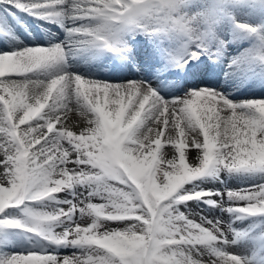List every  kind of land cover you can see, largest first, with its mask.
I'll list each match as a JSON object with an SVG mask.
<instances>
[{
	"label": "snow or ice",
	"instance_id": "obj_1",
	"mask_svg": "<svg viewBox=\"0 0 264 264\" xmlns=\"http://www.w3.org/2000/svg\"><path fill=\"white\" fill-rule=\"evenodd\" d=\"M229 2L242 0H218L194 13L185 11L190 0H0L66 32L61 43L0 51V229L46 242L37 250L0 249V264H243L227 250L238 237L231 224L203 215L197 221L179 206L203 201L229 214L264 215V183L185 188L206 176L223 183L221 173L264 174V99L234 103L207 88L165 99L147 81L62 73L65 44L126 57L131 46L121 32L135 26L158 37L160 75L175 67L195 77L204 71L202 56L215 61L227 46L215 25ZM89 20L99 23H78ZM36 72L52 76L14 79ZM69 111L81 120L66 122ZM164 143L175 150L170 159ZM192 148L198 151L190 161ZM77 186L89 191L77 193ZM65 191L75 202L57 200ZM12 209L25 219L12 217ZM62 248L76 251L62 255Z\"/></svg>",
	"mask_w": 264,
	"mask_h": 264
},
{
	"label": "rangeland",
	"instance_id": "obj_2",
	"mask_svg": "<svg viewBox=\"0 0 264 264\" xmlns=\"http://www.w3.org/2000/svg\"><path fill=\"white\" fill-rule=\"evenodd\" d=\"M206 2H209L210 7H211V6L215 5L216 3H218V0H203L202 2H198L194 5H193V3L190 2L188 7L186 8V10L189 13H193L191 9H194V7H196V9H198V11H203V10H205V8H207V6L205 4ZM244 2H246L248 4L247 6L252 7L253 9H256L259 7L260 8V11H259L260 17L256 21H258V23H261V21L264 22V0H257V1L256 0L255 1L243 0V3L235 4L233 6V8L232 7H227V8L229 10H232L230 13H233L236 9L241 8L242 5H245L246 3L244 4ZM201 4H202V6H201ZM224 5L227 6L226 3ZM224 9H225V7H220V11L218 13V22L215 25V32H216L217 36L219 37V39L223 40L226 35L234 34L238 38L243 39V37L248 32H246L245 30L241 32V28L236 27L235 23L236 24H245V25H248L250 27H254L253 23H252L253 20H247L246 21V20L241 19V18H238V19L235 18V20L237 22L233 21V23H231L232 21L230 22L226 19L227 13L223 12ZM226 20H227V22H226ZM262 37H264V36H261V37L256 36V38H254L255 40L253 42L248 41V44L244 42L243 43L244 45L241 46L239 49H237V53H239V56L237 58H235L234 61L231 62V66H229L230 62L226 64L228 66L227 70H228V72H230V74H229L230 76L241 75L242 70H248V72H249V70H256V71L264 72V71H262V66H259V65H262V63L257 60L256 52H254V50H256L257 46L260 45V39ZM261 40H264V39H261ZM263 54H264V49H263ZM257 62L259 64H256ZM247 73H243V74H247ZM26 79L33 81V79H35V78L30 79V77L29 78L27 77ZM47 80L48 79L46 78V79L39 80V81L47 82ZM74 113H76V112H74ZM70 114H71V111H69V113L67 114L68 117L70 116ZM72 117H70V119H72ZM0 159H2V157H0ZM225 174L227 177H230V175H234V174H227V173H225ZM246 176L247 177L258 176V177H257V179H254V180L248 179L247 185H244V184L238 185V182L237 183L233 182L231 184L233 186L232 187L229 186V188L230 189L246 188V187H249L251 185L264 183V174L254 173L252 175V173H245L244 177H246ZM223 177H225V176H223ZM206 179H208V176L201 177V178L185 185V188L186 189H192L193 187H196L197 190H201V189H203V188H201V185L203 186V182H205L204 180H206ZM210 184L214 185L215 183L210 182ZM216 187L214 188L215 190L219 189L220 191H223L222 186H216ZM88 191H89V189L87 188V186H85L84 188L77 186L75 189V192H77V193H80V192L86 193ZM70 193L71 192L66 191L65 195L62 196L63 198H58V200H60V201L67 200V198L69 196H71ZM73 202H75V201L73 200ZM93 202L102 203L103 201L94 197ZM46 203L47 204H53L52 201H47ZM203 203H204L203 201L202 202L201 201L200 202L189 201V202H187V204H188L187 209L183 205H180L179 207H180L181 211H183L185 213H188L189 211L192 213V210L190 209L189 205L193 204V205H196L198 207V210H200V211H197V214L199 216H201L200 214H203V216H206L210 210L211 211H213V210L212 209L203 210L202 209L204 206ZM34 206L40 207V205H34ZM22 207L23 206H21V208ZM55 207L67 208V207H69V205L65 204V203H58V204H55ZM188 209H189V211H188ZM8 211L11 213V216L14 218L21 219V220L25 219L21 209H12V210H8ZM245 217H246V220L242 221L240 224H237V223L231 224L232 228L238 234V237H237L236 243L231 244L228 247V249L231 252H233V254L236 253L238 256H240V258L244 260L243 261L244 263L246 262L245 260L258 262L257 260L260 257L264 256V215L245 216ZM195 218H196V216H195ZM199 218L200 217L196 218L197 221H199ZM214 219H221L226 224H228L227 223L228 220L224 219L221 216V213L216 214ZM108 223L112 224L113 222H108ZM118 223H120L121 226H124V224L128 223V222H118ZM36 237H38V238H36ZM249 238H251L253 241L248 240ZM2 243H4V244H2ZM41 243H46V242H44L43 239H41V237L39 238V236L36 233H27V232H24L22 229H0V249H3L5 251L37 250L38 246ZM258 243H260V244H258ZM57 251L62 255H70L72 252L76 251V249L62 248V249H57ZM254 253H256V254H254ZM262 261H264V260H262Z\"/></svg>",
	"mask_w": 264,
	"mask_h": 264
},
{
	"label": "bare ground",
	"instance_id": "obj_3",
	"mask_svg": "<svg viewBox=\"0 0 264 264\" xmlns=\"http://www.w3.org/2000/svg\"><path fill=\"white\" fill-rule=\"evenodd\" d=\"M202 1L203 0H190V2L193 3V5L196 4V3H198V2H202ZM245 1H247V0H245ZM253 1H255V0H253ZM245 3L246 2H244V4ZM205 4H206L207 7L208 6L210 7L209 2H206ZM226 4H227V6H225L223 4L220 7H225V9L223 10V12L229 13L232 10H229L227 7H232L233 8V6L235 4H233L231 2L226 3ZM6 5H8L10 8L15 9V7L13 5H11V4H6ZM247 5H248L247 3L245 5H242V7L236 9L232 13V15L234 16V18H237V19L238 18H241V19H244L246 21L247 20H253L252 23H253L254 28L257 29V32L256 33H251L250 35H247L246 34L243 37V41H246V42L251 41V42H253L255 40L254 38H256V36H259V37L264 36V22L261 21V23H258V21H256L260 17V13H259L260 8L258 7L256 9H253L252 7H249ZM201 6H202V4H201ZM191 10H192L193 13L194 12H198V9H196V7H194V9H191ZM185 11H187V10L185 9ZM52 24L55 25V23H52ZM52 24L50 22H42V25H41L42 30L46 32L45 35H44V37L41 35L44 39H48L49 40V38H51V37H57L59 35V32H56V31L53 34L52 33H49V32L47 33L48 27L49 28H52L53 27ZM7 29L10 30V28H7ZM20 33L22 35V33H23V30L22 29H21ZM133 33L137 35L138 34V31L133 30ZM36 34H37V30H36ZM38 34H39V32H38ZM29 35L27 36V38H29ZM37 36H38V38H41V36H39V35H37ZM30 38H31V36H30ZM157 40L158 39L155 36L154 37L147 36V37H145L144 40L138 41L137 44L133 48L135 49V51H138V53H140V54L149 55V54H151V53L154 52V46L153 45L156 44ZM260 44L262 45V47H264V40H262V42H260ZM5 46H6V44L4 43V41H2L0 39V49H2ZM155 46H157V45H155ZM214 47H215V45H214ZM228 48H229L228 51H226V52L225 51H221L220 53L217 54L218 60H216L215 62L220 67H222L224 64H227L228 62L231 63L235 58H237L239 56V53L236 54V52H232L233 51V45L228 46ZM205 63H209V61L207 59H204L202 61V63L200 61L199 62L200 67L203 64H205ZM149 67H151V66H149ZM79 70L84 71V72H87V70L82 69V68H79ZM62 73H67V74L78 73V74H81L80 72H78L76 70V68H72L71 70H69L67 63H64V65L62 66ZM207 74H209V73H207ZM28 76L30 78H32V76H38L40 79H44V78H48L49 76L51 77L52 76V73L51 72H42V73L36 72V73H30V74H28ZM130 76H132V75H130ZM186 76H188V75H184L183 77H186ZM197 76L202 77L203 76V72H199L197 74ZM14 78L15 79H17V78L19 79V78H24V77H14ZM203 78H205V77L203 76ZM215 78L216 79L219 78V74L216 73V70H215ZM190 82L193 83L192 81H190ZM116 83H121V81L120 82H116ZM206 84L207 83H201L196 88H207V89H211V90H216V89H219L220 88L222 90V94L227 99H229L230 101H232L234 103H236V102H243V101H250V100L264 99V84L261 85L258 82L255 83L254 81H252L250 83H244L242 80H239L238 81L237 79H234L231 82V84H227V82H226L225 84H222L221 86L210 85L209 87H207ZM182 90L183 89L179 86L177 88H174L171 93H167L163 97L165 99H171L172 97H175V96L172 95V93H177V92L182 91ZM185 94L186 93H184V95ZM184 95H182L181 97H183ZM241 98H243V99H241ZM70 117H72V119H70ZM78 120H81L80 114L78 112L74 113V112L71 111L70 116L68 117V115H67L66 122L71 123V122H75V121H78ZM164 148H165V150H164ZM163 150H164L165 159H170V158H172L175 155V150L174 149H171L170 147H168V145L166 143L162 144L161 151H163ZM197 151L198 150L195 149V148H192V149L189 150L188 155H189V160L190 161L193 159L194 154ZM253 174L254 173H252V175ZM221 176H222L223 183H221L220 180H216V179L212 178L211 176H208V179L204 180L205 182H203V186L202 187L204 188V190H215L214 188L216 186H222V190H223L224 187H227V188H229V186L232 187L233 185H231V184L233 182H235V183L238 182V185H240V184L247 185V180L248 179L254 180V179H257V177H258V176H253V177H247L246 176V177H244L245 176V173H234V175H230V177H227L225 173H222ZM223 176H225V177H223ZM210 182H214L215 184L214 185H211ZM58 198H61V196L59 195ZM203 205H204L203 208H202L203 210H205V209H212L213 210V211L210 210L209 211L210 214L208 213L205 216L208 219L215 220L214 217L216 216V214L221 213V216L224 219H227L228 220L227 221L228 224H235V223L240 224L242 221H245L246 220V217L245 216H242L240 214H229L227 212L221 211L220 208L209 207L205 203H203ZM189 206H190V209L192 210V213L193 214H197V211H200V210H198V207L196 205H193L192 204V205H189ZM188 211H189V209H188ZM200 215H203V214H200ZM198 217H200V216L197 214L196 215V218H198ZM248 240H252V239L249 238ZM227 250L230 251L229 249H227ZM231 253H233V252H231ZM235 255H237V254L235 253ZM241 260H242V262L244 261L243 259H241ZM245 261L246 262L245 263L243 262V264H264V262L260 263V262H254V261H249V260H245Z\"/></svg>",
	"mask_w": 264,
	"mask_h": 264
}]
</instances>
